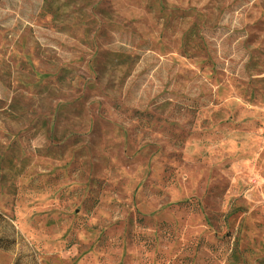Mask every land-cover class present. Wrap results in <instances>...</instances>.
<instances>
[{
  "label": "rangeland",
  "instance_id": "rangeland-1",
  "mask_svg": "<svg viewBox=\"0 0 264 264\" xmlns=\"http://www.w3.org/2000/svg\"><path fill=\"white\" fill-rule=\"evenodd\" d=\"M0 213L40 264H264V0H0Z\"/></svg>",
  "mask_w": 264,
  "mask_h": 264
},
{
  "label": "trees",
  "instance_id": "trees-1",
  "mask_svg": "<svg viewBox=\"0 0 264 264\" xmlns=\"http://www.w3.org/2000/svg\"><path fill=\"white\" fill-rule=\"evenodd\" d=\"M0 248L14 254L12 264H40L32 245L14 224L0 213Z\"/></svg>",
  "mask_w": 264,
  "mask_h": 264
}]
</instances>
